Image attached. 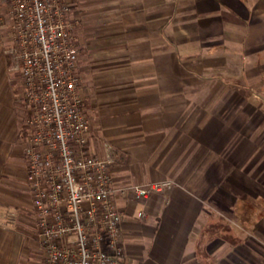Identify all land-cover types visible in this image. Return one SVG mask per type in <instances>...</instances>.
Wrapping results in <instances>:
<instances>
[{
	"label": "crops",
	"instance_id": "0c3cea01",
	"mask_svg": "<svg viewBox=\"0 0 264 264\" xmlns=\"http://www.w3.org/2000/svg\"><path fill=\"white\" fill-rule=\"evenodd\" d=\"M69 2L90 151L118 191L174 183L116 194L124 262L264 264V0ZM7 67L0 47V264H45Z\"/></svg>",
	"mask_w": 264,
	"mask_h": 264
},
{
	"label": "built area",
	"instance_id": "2783aa9c",
	"mask_svg": "<svg viewBox=\"0 0 264 264\" xmlns=\"http://www.w3.org/2000/svg\"><path fill=\"white\" fill-rule=\"evenodd\" d=\"M0 41L21 77L28 118L19 144L37 214L45 264H123V220L116 194L144 203L174 183L114 186L112 151L88 146L77 73V21L69 0H4ZM140 218L146 217L139 212Z\"/></svg>",
	"mask_w": 264,
	"mask_h": 264
},
{
	"label": "rangeland",
	"instance_id": "374dc122",
	"mask_svg": "<svg viewBox=\"0 0 264 264\" xmlns=\"http://www.w3.org/2000/svg\"><path fill=\"white\" fill-rule=\"evenodd\" d=\"M6 12H7L6 3H5L4 0H0V16H4L6 14ZM3 28H4V30H3ZM6 33H7L6 32V28L4 26L0 25V37L2 35H5ZM0 47L3 48L4 53L8 57V67H7V70H8V73L10 74V79L12 81L13 89L15 90L14 92L21 93L23 95V88H22L21 77L19 76V74L15 73L14 71H10V67H11L12 61H11L10 57L8 56V54L6 52V44H5L4 41H0Z\"/></svg>",
	"mask_w": 264,
	"mask_h": 264
},
{
	"label": "trees",
	"instance_id": "16d2710c",
	"mask_svg": "<svg viewBox=\"0 0 264 264\" xmlns=\"http://www.w3.org/2000/svg\"><path fill=\"white\" fill-rule=\"evenodd\" d=\"M123 264H126L125 262Z\"/></svg>",
	"mask_w": 264,
	"mask_h": 264
}]
</instances>
